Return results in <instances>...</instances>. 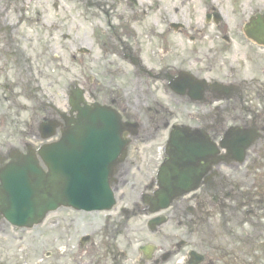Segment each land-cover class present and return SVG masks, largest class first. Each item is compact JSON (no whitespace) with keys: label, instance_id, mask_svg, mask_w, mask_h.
I'll return each mask as SVG.
<instances>
[{"label":"flooded vegetation","instance_id":"af4514ba","mask_svg":"<svg viewBox=\"0 0 264 264\" xmlns=\"http://www.w3.org/2000/svg\"><path fill=\"white\" fill-rule=\"evenodd\" d=\"M0 9V191L10 167L42 165L44 143L99 111L127 141L110 211L61 206L29 229L0 210V264H264V0ZM56 62L64 90L43 83ZM179 152L198 187L152 213L161 167Z\"/></svg>","mask_w":264,"mask_h":264},{"label":"water","instance_id":"95a60500","mask_svg":"<svg viewBox=\"0 0 264 264\" xmlns=\"http://www.w3.org/2000/svg\"><path fill=\"white\" fill-rule=\"evenodd\" d=\"M97 115L98 122L94 123L89 117L69 135L64 134L60 141L42 146L41 157L47 170L31 163L8 169L0 191V210L12 224L31 227L60 205L88 211L113 206L112 180L115 167L125 156V143L119 127L116 131L106 115ZM101 121H105V125L102 126ZM49 136L51 134L45 137ZM185 162L174 160L176 180L160 184L161 189L154 199L159 204L157 208L168 206L174 196L184 193L188 186H197L178 182L188 177L181 171L188 164Z\"/></svg>","mask_w":264,"mask_h":264},{"label":"rangeland","instance_id":"374dc122","mask_svg":"<svg viewBox=\"0 0 264 264\" xmlns=\"http://www.w3.org/2000/svg\"><path fill=\"white\" fill-rule=\"evenodd\" d=\"M5 11L3 9H0V22H2V20L4 19L5 17ZM11 12L8 13V15L10 16ZM12 22L16 23V21H18V18H16V14H12ZM7 19H8V16L5 17V20L7 22ZM24 28V32L30 34L31 36H34L33 33H34V28H33V25L30 24L28 26L24 25L23 26ZM6 31V29H4V32ZM3 32V31H1ZM25 46L27 45L26 43H24ZM80 60L78 59L76 61V63H73L72 62V67H73V70L75 72H78L79 71V65H80ZM67 62V61H66ZM49 74V71L47 72L46 75V79L43 80V83L44 84H48L51 80H57V82L59 83L57 85V89H60V90H64L65 89V85H66V76H68L67 72H65L64 70V67H63V64L62 63H59V62H56L55 63V68L51 71V74H52V77L51 78H48L47 75ZM150 160H151V163L154 162V160H156L157 162H159L160 160V153H156L154 152L152 154V156L150 155ZM132 181H138V180H134L132 179ZM131 198V200H133V196L132 194L129 196ZM98 214V213H96ZM101 214V213H100ZM137 223H139V221H137ZM30 255L32 256V253H30Z\"/></svg>","mask_w":264,"mask_h":264}]
</instances>
